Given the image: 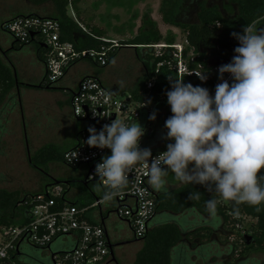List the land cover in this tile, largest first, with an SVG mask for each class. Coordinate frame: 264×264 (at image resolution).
I'll use <instances>...</instances> for the list:
<instances>
[{"label": "clouds", "instance_id": "9594fccd", "mask_svg": "<svg viewBox=\"0 0 264 264\" xmlns=\"http://www.w3.org/2000/svg\"><path fill=\"white\" fill-rule=\"evenodd\" d=\"M231 35L238 44L230 62L218 66L219 82L212 93L183 78H169L166 150L153 156L149 148L140 147L145 128L137 120L115 118L99 130L88 127L84 143L110 149L94 168L106 189L104 200L126 183V171L141 163L147 168V184L156 190L166 185L171 173L180 183L199 184L235 205L264 203V184L258 182L264 180V175L258 177L264 169V29L246 25ZM195 74L207 79L205 72ZM148 118L155 120V112ZM198 195L190 193L188 198ZM216 203L213 198L206 201L210 217L215 216Z\"/></svg>", "mask_w": 264, "mask_h": 264}, {"label": "rangeland", "instance_id": "374dc122", "mask_svg": "<svg viewBox=\"0 0 264 264\" xmlns=\"http://www.w3.org/2000/svg\"><path fill=\"white\" fill-rule=\"evenodd\" d=\"M235 2L236 0H171L166 6H163L162 0H75V4L69 8L68 14L80 21L85 28L90 29L94 36L97 35L118 42L133 40L141 30L143 18L148 14L157 23L164 37L174 36V44L182 45L187 53L185 63L192 68L189 58H196L197 54L188 47L185 41V33L175 26L166 24L164 15L169 16L174 23H196L198 22L200 7L205 6L217 7L223 16L234 17L238 13V6ZM173 7L174 9H172ZM29 11L49 17L55 15V7L50 2L36 6L27 0H0V20L9 18L10 15L16 12ZM253 29H264V23ZM1 39L6 49L10 50L11 36L0 29V41ZM40 40V37H37L36 42L24 47H36ZM161 43L168 42L163 40ZM131 45L133 44L127 46ZM24 50L21 53L10 50L8 57L15 63L16 78L19 80L18 89L21 92L25 91L21 100V118L25 132V142L30 147L28 149L31 154L30 158L36 149L48 145L60 151L66 150L71 145V136H69L68 130H70L71 121H74L70 103L66 100L67 95L62 90L54 93L53 91L30 89L25 85L26 77L31 78L33 82L39 80L42 69L39 64L35 66V62H32V59L34 61V55L30 52V49L29 51L27 48ZM135 50V48H120L115 52L108 66L101 68L95 65L96 68L100 69V73L104 75L107 86H109L107 82L117 84L122 93L120 94L121 97L131 94L136 85L143 80L144 71L135 56ZM142 52L144 51L140 49L139 53ZM44 57L43 51L42 58ZM79 63H84V61ZM86 63L90 65V62L87 61ZM93 65L90 66L93 67ZM82 66L84 67V64L78 65L76 70H82ZM96 71L99 70L96 69ZM70 86L69 89H72ZM27 92H30V95L26 94ZM67 94H71V92ZM53 103L54 109H52ZM42 105L43 107H41ZM36 106L40 108L36 109ZM53 110H56V113ZM160 116L158 115L155 119L156 124L158 120L160 121ZM9 131L11 133V130ZM156 134L158 135V131ZM2 148L3 155L0 156V191L16 192L20 197L35 196L42 193L43 182H47L46 175L64 179V173H59L62 171L60 167L65 169V174L73 171L72 168L68 169L61 162L48 164L39 171L31 167L26 147L24 145L21 147L11 141L10 134L7 136ZM85 171V168L81 169V174L84 175ZM165 179L167 181L166 187L171 191L179 190L188 185V183H180L175 180L171 173H168ZM92 187L97 192L101 190L97 184L92 185ZM65 188L66 190L70 189L69 186H65ZM80 188L85 189L83 186H80ZM220 200L221 204H226V200L222 198ZM78 202L85 205L82 199H78ZM109 220H114V223H116L114 226L119 227L123 233L125 230L127 231L125 239H133V233L128 224L119 220L112 213ZM163 220L165 219H160L159 222H163ZM167 220L166 218L165 221ZM233 220L232 228L223 233V239L215 247L218 255L215 256L214 263L264 264V247H259L255 244V241L253 243L254 247L249 249L245 248L244 245L243 237L246 235L252 237L251 227L255 224L256 219L246 215H235ZM19 222L20 220L16 222V225H19ZM109 223L107 221L108 228L111 229L113 224ZM111 241L113 244L117 243V239L113 236H111ZM141 247V242L114 247L116 262L113 264H134ZM22 248L27 250L29 246L27 243H23ZM229 248H232L231 252ZM197 264L205 263H201L199 260Z\"/></svg>", "mask_w": 264, "mask_h": 264}, {"label": "built area", "instance_id": "2783aa9c", "mask_svg": "<svg viewBox=\"0 0 264 264\" xmlns=\"http://www.w3.org/2000/svg\"><path fill=\"white\" fill-rule=\"evenodd\" d=\"M3 28L17 41L24 42L31 34L34 38L40 37L45 50L46 83L49 86L58 85L79 62H90L97 67L108 65L109 53L116 52L125 47L118 41L102 38L103 42L110 45H102L99 49H79L75 43L62 40L61 25L57 19L43 16L16 17L5 24ZM83 30L87 29L83 27ZM127 46V45H126ZM155 50V55H160L163 49L172 47L176 50V69L178 77L183 75L197 76L204 73V67L200 63L194 64L195 58H189L193 65L190 68L185 63L184 48L181 44L167 45L160 43L150 46ZM158 64L157 68H159ZM218 66L213 67L212 74L205 72L207 79L218 76ZM158 71V70H157ZM198 77V76H197ZM225 78L231 82L229 74ZM219 79L216 81V84ZM155 79L147 82V90L154 87ZM148 102H139L132 98L131 94L121 97L106 88L95 77L85 76L76 86L71 95V111L73 117L82 125L77 145L63 153V163L68 167L79 170L85 168V180L95 183L105 192V186L97 181L94 168L100 162L101 157L110 154V149L89 147L84 141L89 136V126L99 130L102 125L110 123L117 118L125 123L139 120L141 112L146 110ZM164 104V103H160ZM159 104V105H160ZM158 105H152L148 114L155 112ZM171 113L167 114V117ZM142 127L145 134L140 140L151 135L155 130V122L147 121ZM169 141L165 140V145ZM166 150L157 149L153 156ZM126 183L116 190V194L108 200L117 203L114 214L121 221L127 222L132 230L133 237L142 240L148 228L149 221L157 212L156 196L152 188L147 184V168L141 163L131 166L125 173ZM110 191V190H109ZM62 185L56 184L48 188L44 193L29 197L24 200L29 206L27 211L28 221L25 224L14 227L0 228V264H16L13 253L17 250L18 243L25 241L32 246L47 250L58 240L63 242L52 255V264H106L110 258V242L107 238V230L103 224L91 223L86 219L89 209L97 210L100 204H106L108 200L96 199L95 203L78 207L69 202L65 197ZM103 197V196H102ZM57 199H64V205L58 208ZM89 206V207H88ZM72 239V242H71ZM65 241H70L66 244Z\"/></svg>", "mask_w": 264, "mask_h": 264}, {"label": "trees", "instance_id": "16d2710c", "mask_svg": "<svg viewBox=\"0 0 264 264\" xmlns=\"http://www.w3.org/2000/svg\"><path fill=\"white\" fill-rule=\"evenodd\" d=\"M29 3L39 6L46 3H52L55 7V15L49 17L57 19L61 25V37L62 40L75 43L79 49H99L102 45H110L102 41V37L94 36L91 30H83V25L80 21L74 19L68 14V10L75 4V0H27ZM171 0H162V5L166 6ZM238 6V13L234 17H225L217 9V7H200L198 13V22L196 23H174L169 16L164 15L165 23L175 26L181 29L185 33V41L190 49L197 54L195 63H200L204 67V72L212 74L213 67L220 66L230 62L231 57L234 55L233 49L237 46L238 41L231 35L233 32L240 33L244 26L249 25L252 28L264 23V0H236ZM174 9V7L172 8ZM22 16H42L38 13H27L19 15ZM13 19V18H12ZM9 20L1 21L0 25L5 24ZM2 24V28H3ZM85 28V27H84ZM139 34L131 41H121V45H139L142 47L135 48L139 61L143 64L146 75L139 83L137 88L131 93L132 98L139 102H148V108L141 112V116L138 122L143 126L149 120L148 110L152 105H159L160 103H166L165 91L170 88L169 78H177L178 74L175 67L177 65V58L174 57L176 50L172 47L163 49L160 55H155V50L150 47L152 45L160 44L163 40H166L167 45H174L175 37H164L160 32L157 23L146 14L143 18L142 26L140 27ZM4 31H6L3 28ZM7 32V31H6ZM36 42L35 38L28 37L26 41L19 42L13 41V50H18L25 45ZM41 42L36 44L37 56L39 60L45 61V57L42 58V53L46 54L45 48H42ZM142 49L141 54L139 53ZM186 50L184 51V58L186 59ZM115 55V52L109 53L108 64ZM7 56V53H5ZM11 64L12 61H11ZM160 64L159 68H157ZM192 65V64H191ZM193 66V65H192ZM14 67V66H13ZM190 67V65H189ZM158 70V71H157ZM14 72V73H13ZM15 71H12L6 66L0 59V104L4 101L5 96L14 87L15 83L19 85V80L16 78ZM184 82L191 83L193 86L200 85L206 87L210 93L214 91V86L218 80V76L214 75L208 79L207 82L202 83L197 76H182ZM151 79H155L154 87L151 90H147V82ZM46 83V79L44 81ZM170 113L169 107L167 114ZM159 138V137H158ZM161 139V138H159ZM154 151V150H152ZM64 151L57 150L52 146H44L37 150L30 160L31 167L42 170L44 166L51 162H62ZM264 175V169L258 173V177ZM259 183L264 184V180H258ZM63 184V182H59ZM190 193H198V198L189 199ZM36 196V195H35ZM29 197H20L16 192L0 191V228L17 226L16 222L20 220L19 225L25 224L28 221L27 211L29 206L25 204L24 200ZM210 198L216 199L215 215L218 214L223 218L225 227L227 230L232 228L234 222L233 216L246 215L256 219L255 224L251 227L252 240L250 245L246 244L245 236L243 237L245 248L249 249L257 244L259 247H264V203L260 205L252 206L247 203H241L235 205L232 201H227L226 204H221L220 197L211 189H206L199 184L190 183L179 190L168 192L159 198L156 197L157 211L168 210L175 214H184L186 216L182 219H177L176 224L174 220L168 219L164 224L157 225L150 229L149 223L147 233L143 238V246L136 256L134 264H173L172 250L182 240L184 235V229L182 226L187 223V217L195 216V220L192 224H199V218L208 215L206 210V201ZM58 208L64 205V199H57ZM20 204V206L18 205ZM79 207V205H77ZM84 207V205H80ZM235 210V212H234ZM197 220V223H196ZM212 224L217 226L218 218L214 217ZM181 222V223H180ZM183 222V223H182ZM186 229V228H185ZM188 230V229H186ZM185 233V232H184ZM194 235L199 237L203 241H207L213 236L211 229H197L193 233L184 235L185 238L188 235ZM188 239V238H187ZM25 241H20L17 246V250L13 253V260L16 264H52L51 255L43 248H38L27 243L29 248L27 250L22 248ZM61 243V240L57 241L56 247ZM196 254L201 259V263L215 264L208 260L210 248L204 244L200 245ZM52 249L53 245H51ZM54 251V250H53ZM189 253L183 252L181 255L182 260L179 264H197L192 261ZM178 264V261L176 262Z\"/></svg>", "mask_w": 264, "mask_h": 264}, {"label": "crops", "instance_id": "0c3cea01", "mask_svg": "<svg viewBox=\"0 0 264 264\" xmlns=\"http://www.w3.org/2000/svg\"><path fill=\"white\" fill-rule=\"evenodd\" d=\"M30 12L36 13L34 11H29V12H22V13L19 12L17 14H27V13H30ZM15 16H16V14L12 15L11 17H9L6 20H11ZM42 16H47V15H42ZM2 24L0 25V29L2 31H4L3 28H2ZM4 32H6V31H4ZM6 33L9 34L8 32H6ZM11 41H12V44L9 46V48H10V50L13 51V41H15V39L12 36H11ZM25 48H27L28 51L30 49V52H32V54L34 55V61L32 59V62H35L34 65L36 66V64H39L41 66L40 60H39V58L37 56V50H36L35 47H33V46H28L27 47L26 46V47H21L18 50H14V51L15 52L17 51V52L21 53V52L25 51L24 50ZM10 50L6 49V47L4 46V44L2 42V39H1V41H0V59L2 60V62L6 66H8L12 71H15V73H16L15 63L12 61L13 64H11V59L8 57V54H9L8 52ZM5 53H7V56H5ZM135 56L137 57L138 62H140L139 58H138V56L136 54V50H135ZM110 63H111V61L109 62V64ZM80 64H84V67L82 66V70H76L77 66L80 65ZM88 64L89 63H86V62L77 63L76 65H74L71 68V70L68 72L67 76L58 84V86L62 88L61 90L64 91L65 94L67 95L66 100L68 101V103L71 104V95H72V92L74 91V89L76 88V86L74 84V80L76 79V77H79V76H81V79L83 77H85V76H92V77L98 78L103 83V85L106 88H108L110 91H112L113 93L122 94L120 92V89L117 87V84L108 83V82H107V84H109V86H107L105 84L106 82H105V79H104V75L100 73V69L96 68L97 66L95 67V65L90 63V65H93V67H92V66H90ZM140 64L142 65V68H143V71H144V75H143V78H144L145 75H146V71H145V68H144L143 64L141 62H140ZM96 69L99 70V71H96ZM38 79L39 80L33 82L31 78H27L26 77L25 85L28 88L34 89V90L52 91V90H47V89L44 90V89H41V88H38V87H34V86H29L28 85V84L38 85L40 83V81H41L40 77ZM139 83L132 90V92L137 88ZM70 85H72V86H70ZM69 86L72 89H69ZM61 90H56V91H53V92L57 93L58 91H61ZM24 92L25 91L21 92L20 89H18V85L15 83L14 87L5 96L4 101L0 104V156L3 155L2 145L4 144V142L7 139V136L9 134L11 135V141L17 143L21 147L23 145L26 147L27 155H28V151L30 152V150H28V149H30V147L28 146V143L25 142V132H24L22 118H21L22 117V112H21V106H22L21 102L22 101L21 100H22V97L24 96ZM69 92H71V94H67ZM26 94L30 95V92L29 93L27 92ZM41 107H43V105ZM168 107L169 106L167 104L158 105L157 108H156V117H158V115L163 116V115L167 114ZM39 108L40 107L36 106V109H39ZM54 108L55 107H54V103H53L52 109H54ZM53 111L56 113V110H53ZM159 111H160V113H158ZM15 113H16V115H15ZM71 122L72 123H71V126H70V130H68V133H70L69 136H71V145H70V147L68 149L63 150L64 152L69 150V149L74 148L77 145L78 137H79V135L81 133V130H82L81 123L79 121H77L75 118H74V121H71ZM154 122H155V120H154ZM9 130H11V133H10ZM31 138H32V136H31ZM155 141H157V142H155ZM140 147L141 148H149L151 151L152 150H157V149H163V148H165V139L164 138L159 139L158 135L156 134V131L154 130V132L151 133V135L147 136L146 139L143 140V142L141 143ZM39 149L40 148L36 149V151L39 150ZM53 163L57 164L58 162H51V163H48V164H53ZM61 163H63V162H61ZM65 166L68 169L70 168L67 165H65ZM60 168H61L62 171H60V172L58 171V172L59 173H64V177H63L64 179H58V178H56L54 176L46 175L47 182H43V186H42V190L43 191H42V193H44L48 188H50L53 185H56V184L62 185L64 190H65L64 193H65L66 199L69 202H71L72 204L79 205V207H80L81 204L78 202V199H82L84 201L85 205H88V204L95 203L96 199L102 198V196L104 194V191L101 189L100 192H97L92 187V185H94L95 183L87 182L85 180V173H84V175L81 174V169H79V170L78 169L77 170L72 169L73 170L72 172L70 171L69 173L65 174V172H66V171H64L65 169H63L62 167H60ZM72 178L78 179L79 183L78 184H73L71 182ZM59 182H63V184H60ZM65 182H68V183L65 184ZM188 184H190V183H188ZM65 186H69L70 189L66 190ZM80 186H83V188H85V189L82 190L80 188ZM165 187H166V185H165ZM152 190H153V192H154V194H155V196L157 198H159L160 196H162V195H164V194H166L168 192H172L167 187L163 188V190L162 189L156 190V189H153V188H152ZM106 204H107L106 207H104L101 212H99L98 210L89 209L87 211V213H86V219L89 222H91V223L103 224L105 226L106 230H107V234L110 235V233H112L114 231L113 228H114V225L116 223H114V220L110 221L109 218H110L111 213L114 214L113 210H115L114 208L117 207L118 205L113 200H108L106 202ZM186 215H187V212L184 213V214H175V213H173L171 211H168V210H159V211L156 212L154 217L149 221V227H150V229H152V228L156 227L157 225L164 224L166 222L165 221L166 218L174 220L173 223L176 224V220L177 219L178 220L182 219V217L186 216ZM194 217L195 216L187 217V221H190V222L193 223V221L195 220ZM214 217L218 218L217 226H214L212 224V221H214L213 220ZM214 217H210L209 214H208V215H205V216L199 218V220H198L199 224L198 225L197 224H192V223H189V224L187 223L186 225L182 226L183 229H184V232H185V233L183 232L184 235H187L189 233H193L197 229L206 228V229H211L213 231V236L211 238H209L207 241H203V239H201L199 237H194V235H192V234L188 235V237H186V238L183 235L182 239H181L182 241L179 242L177 244V246L174 247L173 250H172V261H173V264H177L176 263L177 261H178V264L181 262L180 260H182V257H183L181 254L183 252H186V253H189V254H191L193 252H196L197 248L201 247L200 246L201 244H204L205 246L210 248V252H209V256L210 257L208 258V260L210 262H215L214 261L215 260V256L218 255V253H216V251H215V249H216L215 247H217L219 245L218 244L219 241H221V239H223L222 238L223 237V233L227 232L228 230L225 227V222H224L222 217H220L218 214H216ZM160 219H165V220H163V222H159ZM107 221L110 222L109 224H113L111 229L108 228ZM122 222H124V221H122ZM125 223L127 224V222H125ZM185 228L188 229V230H186ZM126 233H127V231L125 230L123 234L125 235ZM129 240H132V239H129ZM65 242L67 244L70 241H65ZM71 242H72V239H71ZM117 242H119V239H117ZM137 242H139V243L141 242V244L143 246V239L139 240ZM54 244H57V242H55ZM54 244H53V247H55V248L53 250H54V253H55L60 247L63 246L64 243L61 242L58 245V247H56V245H54ZM229 249H230V252H231L232 248H229ZM49 255H51V253H49ZM190 257H191L192 261H195V262H197L199 260L201 261L199 256L196 255V254H191Z\"/></svg>", "mask_w": 264, "mask_h": 264}, {"label": "flooded vegetation", "instance_id": "af4514ba", "mask_svg": "<svg viewBox=\"0 0 264 264\" xmlns=\"http://www.w3.org/2000/svg\"><path fill=\"white\" fill-rule=\"evenodd\" d=\"M14 14H16V16L14 17V18H16V17H18L19 15H22V14H17V12L16 13H13L12 15H14ZM12 15H10L9 17H11ZM6 19H8V17L7 18H3L2 20H0V23H1V21L3 22L4 20L6 21ZM40 63H41V69H42V72H41V76H40V83L44 80L45 81V79H46V68H45V61H41L40 60ZM80 80H81V77H76V79L74 80V84H75V86H77L78 84H79V82H80ZM61 82V81H60ZM59 82V83H60ZM39 83V84H40ZM58 83V84H59ZM38 84V85H39ZM29 86H34V87H37L38 85H31V84H28ZM45 87H46V85H43V87H40L41 89H44L45 90ZM51 87H54L55 89L54 90H52V91H56V90H61L62 88L61 87H59L58 85H55V86H51ZM39 88V87H38ZM156 115V114H155ZM157 118V117H156ZM167 118V114H165V115H163V116H161L160 117V121L158 120V123L156 124V121H155V131L157 132L158 131V137L159 138H161V137H163V135L166 133V129L164 128V121H165V119ZM30 152L28 151V158H29V162H30ZM71 182L73 183V184H78L79 183V180L78 179H76V178H72V180H71ZM19 206H20V204H18ZM114 228H115V226H114ZM110 239H111V236H113L114 238H116V239H119V242H117V243H125V244H123V245H128V244H130V243H134V242H137V241H139L138 239H135L134 237H133V239L132 240H126L125 239V235L123 234V232H122V230H121V233H116V230H114L112 233H110ZM124 239V240H123ZM116 243V244H117ZM122 245V246H123ZM46 250V249H45ZM111 252H112V250H111V248H110V252H109V254H110V258H109V260L107 261V263L106 264H113V262H112V256H111ZM113 253H114V255H116V253L114 252V250H113Z\"/></svg>", "mask_w": 264, "mask_h": 264}, {"label": "water", "instance_id": "95a60500", "mask_svg": "<svg viewBox=\"0 0 264 264\" xmlns=\"http://www.w3.org/2000/svg\"><path fill=\"white\" fill-rule=\"evenodd\" d=\"M34 33H32L31 34V38L33 39L34 38ZM42 48H45L46 46L44 45V44H41L40 45ZM139 47H142V46H137V45H131V46H125V48H139ZM43 85H44V80L37 86V87H43ZM45 89H47V90H54L55 88L54 87H51V86H49V85H46V87H45ZM155 142H157V141H155ZM68 182H65V184H67ZM106 205L107 204H100V205H98L97 206V210L99 211V212H101L102 210H103V208L104 207H106ZM114 230H116V233H121V229L119 228V227H117V226H115V228H114ZM107 238H108V240H109V242H110V248H111V250H112V252H111V256H112V262L113 263H115L116 262V258H115V255H114V253H113V250H114V247H119V246H122L123 244H125V243H117V244H112V242H111V240H110V237H109V234H107ZM245 240H246V244L249 246L251 243H250V241L252 240V237L251 236H249V235H246L245 237ZM47 251L49 252V253H51V259H52V255H53V253H54V251H53V249H52V247L51 246H48L47 247Z\"/></svg>", "mask_w": 264, "mask_h": 264}]
</instances>
